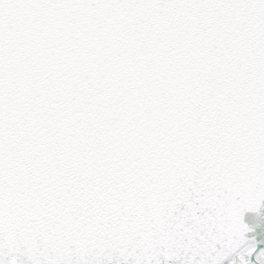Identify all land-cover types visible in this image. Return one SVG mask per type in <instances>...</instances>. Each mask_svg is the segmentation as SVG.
<instances>
[{
	"label": "snow or ice",
	"instance_id": "1",
	"mask_svg": "<svg viewBox=\"0 0 264 264\" xmlns=\"http://www.w3.org/2000/svg\"><path fill=\"white\" fill-rule=\"evenodd\" d=\"M262 210L264 0H0V264H264Z\"/></svg>",
	"mask_w": 264,
	"mask_h": 264
},
{
	"label": "water",
	"instance_id": "2",
	"mask_svg": "<svg viewBox=\"0 0 264 264\" xmlns=\"http://www.w3.org/2000/svg\"><path fill=\"white\" fill-rule=\"evenodd\" d=\"M262 211H264V210H262ZM247 215V214H246ZM255 231H257V232H259L260 231V229L259 228H257ZM254 233H249V235L251 236V235H253ZM257 239H259V237H257Z\"/></svg>",
	"mask_w": 264,
	"mask_h": 264
}]
</instances>
